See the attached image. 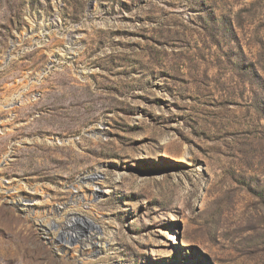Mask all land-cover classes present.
Returning a JSON list of instances; mask_svg holds the SVG:
<instances>
[{
    "label": "rangeland",
    "instance_id": "rangeland-1",
    "mask_svg": "<svg viewBox=\"0 0 264 264\" xmlns=\"http://www.w3.org/2000/svg\"><path fill=\"white\" fill-rule=\"evenodd\" d=\"M0 264H264V0H0Z\"/></svg>",
    "mask_w": 264,
    "mask_h": 264
},
{
    "label": "bare ground",
    "instance_id": "bare-ground-1",
    "mask_svg": "<svg viewBox=\"0 0 264 264\" xmlns=\"http://www.w3.org/2000/svg\"><path fill=\"white\" fill-rule=\"evenodd\" d=\"M15 198V197H14ZM20 199V202H21V197L19 198ZM71 203V202H70ZM68 204V203H67ZM69 207V206H68ZM24 209V211H26V213L27 212H29L30 211V208L28 207V206H24L23 207ZM66 211V210H65ZM68 212V211H67ZM70 213V212H69ZM91 225V224H90ZM93 225V224H92ZM68 226V225H67ZM65 242H69V240L70 239H72V238H75V236H73V235H70V234H67L66 236H65ZM81 242V245H80V247L79 248H81V257L82 256H84V253H83V247H86V246H88V247H91V249H92V252H95L96 250H98V249H100L101 247L103 248V245L102 244H100L99 242H98V237L95 235V234H89V236L87 237V239H85V240H82V241H80ZM57 245V244H56ZM61 248V247H60Z\"/></svg>",
    "mask_w": 264,
    "mask_h": 264
}]
</instances>
